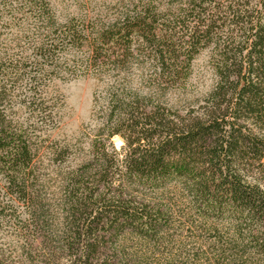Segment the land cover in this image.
<instances>
[{"label":"trees","instance_id":"16d2710c","mask_svg":"<svg viewBox=\"0 0 264 264\" xmlns=\"http://www.w3.org/2000/svg\"><path fill=\"white\" fill-rule=\"evenodd\" d=\"M25 1L39 21L30 52L0 56V228L13 220L23 258L0 246V264H146L118 237L161 238L171 208L159 194L170 185L201 218L230 223L215 235L209 264H264V0H131L111 20L63 22L46 0ZM203 50L213 82L199 105L181 111L166 92L185 90ZM133 64L145 74L139 86ZM108 70L124 75L94 94L92 158L60 172L55 221L37 188L39 143L62 101L53 82L107 79ZM115 135L122 153L108 143ZM64 150L46 151L66 166Z\"/></svg>","mask_w":264,"mask_h":264},{"label":"rangeland","instance_id":"374dc122","mask_svg":"<svg viewBox=\"0 0 264 264\" xmlns=\"http://www.w3.org/2000/svg\"><path fill=\"white\" fill-rule=\"evenodd\" d=\"M4 1L5 4L0 0V56L29 54V43L36 36L35 28L39 25L32 10L34 5L25 0ZM46 3L55 15V19L63 22L69 18L81 21L91 17L111 20L120 11H124L131 0H46ZM84 50L69 51L65 56H84L86 53ZM191 67L185 90L182 92L180 89L170 88L165 96L168 104L175 105L181 111H186L191 103H194V106L199 105L214 79L208 50L199 53ZM130 72L129 76L133 84L139 86L142 81L141 76L145 74L135 69L134 64L130 67ZM122 75L124 74H118L116 70H108L107 79L82 74L53 82L52 88L57 90L62 101L59 103V120L56 127L48 131L49 137L45 138L46 140L39 143L38 173L41 180L37 188L50 206L55 221L61 214L60 172L68 166H75L92 158L91 143L99 126L96 119L97 107H93L94 94L95 92L99 94L105 82H112L113 78ZM109 142L118 153H122L121 137L115 135ZM51 146L66 147L67 150H64L67 158L66 166H58V163L49 159L46 150ZM111 150L109 147V154L112 153ZM118 156L121 157V154ZM136 192L146 198L158 197L157 193L151 194L146 188L139 187ZM159 196H162L164 202L171 208L168 224L160 233L161 238L142 239L141 236L127 234L125 237L119 236V241H124L129 252L147 257L146 264H179L181 261H187L188 264L214 263L215 252L212 242L217 237L215 235L222 237L226 235V231L231 228L230 223L198 216L194 209H190V197L179 186L170 185ZM11 203L15 207L19 204L16 201ZM15 232L13 220L4 224L0 228V246L10 258L18 260L23 258L19 248L22 240ZM63 261L61 259V264L65 263Z\"/></svg>","mask_w":264,"mask_h":264}]
</instances>
